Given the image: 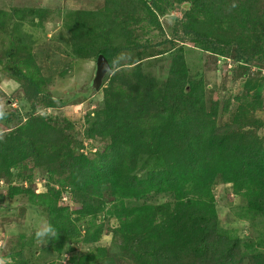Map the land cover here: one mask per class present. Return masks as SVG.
Here are the masks:
<instances>
[{"label": "trees", "instance_id": "obj_1", "mask_svg": "<svg viewBox=\"0 0 264 264\" xmlns=\"http://www.w3.org/2000/svg\"><path fill=\"white\" fill-rule=\"evenodd\" d=\"M157 1L106 0L103 10L77 11L74 54L103 55L111 68L121 65L116 63L121 46L113 45L110 37L99 41L97 36L106 22L113 36L119 27L125 29L121 11L126 19H136L140 10L152 13ZM178 1L189 5L182 34L190 36L192 44L221 55L234 48V59L241 62L264 47V0ZM88 29L101 32L87 41L83 37L90 34ZM175 62L165 91H157L148 78L140 80V98L138 94L123 98L121 92L106 89L104 108L86 130L88 139L106 141L96 159L70 147L58 151L66 177L59 188L35 195L49 215V244L62 253L71 242L97 243L104 227L95 220L109 203L106 214L119 221L112 232L119 236V255L97 247L71 256L69 264H243L246 259L249 264H264V250L249 255L244 251L249 244L221 229L213 192L218 177L230 183L246 199L249 216L259 217L264 228V137L258 130L261 122L251 111L261 100L240 103L232 121L220 125L216 105L209 110L204 102L203 81L189 80L182 54ZM20 74L31 96L41 98L34 77ZM49 99L46 105L55 107V100ZM51 128L49 119L34 116L0 139V177L11 178L15 167L30 161L38 167L36 141ZM64 192L79 204L76 220L93 219L86 228L60 205ZM30 193L23 186H11L7 192L10 197ZM153 194L170 198L152 203L148 198ZM20 256L14 264H28L23 251Z\"/></svg>", "mask_w": 264, "mask_h": 264}, {"label": "rangeland", "instance_id": "obj_2", "mask_svg": "<svg viewBox=\"0 0 264 264\" xmlns=\"http://www.w3.org/2000/svg\"><path fill=\"white\" fill-rule=\"evenodd\" d=\"M105 5L106 0H0V139L34 116L49 119L52 126L43 140L36 141L38 167L30 161L15 167L11 178L0 177V264H14L22 251L28 264H69L71 256L97 247L119 255V236L112 233L119 221L106 214L111 203L95 220L104 227L97 243L71 242L59 253L48 242L47 209L35 196L59 188L66 177L59 165V150L70 147L96 159L104 149L106 141L88 139L86 130L97 111L104 108L106 89L121 92L123 98L139 97L143 87L140 80L148 78L157 91H165L175 60L182 54L189 80L203 81L204 102L209 110L216 105L220 125L232 121L240 103L261 100V105L251 111L260 120L258 130L264 137V47L252 59L241 62L234 59V48L221 55L192 44L191 37L182 34V20L189 9L186 1L158 0L152 4V13L140 10L136 19H126L121 11L118 15L126 20L125 29L119 27L115 36L107 22L100 35L97 33L101 31L88 29L90 34L84 40L91 41L97 35L99 41L110 37L113 45L122 48L116 62L121 65L115 64L101 87L95 88L98 59L74 54L72 29L77 11L97 12ZM20 73L34 77L41 98L31 96ZM50 97L55 107L46 105ZM131 114L135 117V112ZM11 186H23L32 193L10 197L7 192ZM213 192L221 229L249 244L250 248L244 246L249 255L264 250L261 219L249 216L246 199L220 177ZM169 198L167 194H153L148 201L160 203ZM59 203L69 209L72 218H78L79 204L70 193L64 192ZM92 221L90 216L76 220L82 229ZM243 264H249L248 259Z\"/></svg>", "mask_w": 264, "mask_h": 264}, {"label": "water", "instance_id": "obj_3", "mask_svg": "<svg viewBox=\"0 0 264 264\" xmlns=\"http://www.w3.org/2000/svg\"><path fill=\"white\" fill-rule=\"evenodd\" d=\"M97 59H98V68L93 85L95 88L99 89L102 85L106 73L111 69V66L103 55H100Z\"/></svg>", "mask_w": 264, "mask_h": 264}]
</instances>
